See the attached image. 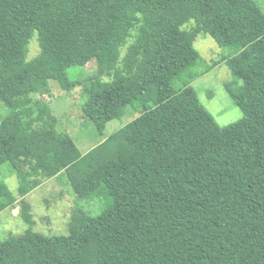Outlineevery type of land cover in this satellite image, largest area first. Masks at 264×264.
<instances>
[{
  "label": "trees",
  "instance_id": "1",
  "mask_svg": "<svg viewBox=\"0 0 264 264\" xmlns=\"http://www.w3.org/2000/svg\"><path fill=\"white\" fill-rule=\"evenodd\" d=\"M260 11L254 0H0V167L18 184L0 179V213L60 173L76 196L108 198L98 216L77 210L67 236L0 243V264H264ZM200 34L232 48L217 62L241 82L231 96L243 118L226 128L190 85ZM91 62L83 86L70 78ZM50 81L82 86L100 134L128 108L138 116L82 154L43 101L18 109Z\"/></svg>",
  "mask_w": 264,
  "mask_h": 264
},
{
  "label": "rangeland",
  "instance_id": "2",
  "mask_svg": "<svg viewBox=\"0 0 264 264\" xmlns=\"http://www.w3.org/2000/svg\"><path fill=\"white\" fill-rule=\"evenodd\" d=\"M254 2L264 15V0H254ZM191 25L192 22L183 29ZM194 49L200 59L189 70L194 77L190 85L195 90L200 103L217 124L222 128L229 127L243 118L240 107L231 96V92L236 93L239 90L241 82L233 77L226 63L217 61L230 56L232 48L220 47L212 37L200 34L196 38ZM38 53V43L34 36L28 47L27 61L36 59ZM95 70V63L91 62L86 67L70 68L68 74L72 80H82L83 86L84 79L92 76ZM82 86L68 93L62 91L56 82L50 81V92L47 95L42 97L32 95L27 102L19 103L18 109L43 101L58 119L61 130L66 131L79 151L85 154L137 117L138 113L128 108L122 118L107 123L103 133L100 134L82 113L81 107L86 99ZM7 114V107L0 103V119ZM0 179L12 192L16 190L17 179L8 164L0 167ZM35 179L28 196L18 199L0 213V243L33 233L48 238L67 236L71 217L77 210L81 209L95 217L108 204V198L103 193L87 197L76 196L65 173H60L51 179ZM24 204L29 206V211H24Z\"/></svg>",
  "mask_w": 264,
  "mask_h": 264
},
{
  "label": "crops",
  "instance_id": "3",
  "mask_svg": "<svg viewBox=\"0 0 264 264\" xmlns=\"http://www.w3.org/2000/svg\"><path fill=\"white\" fill-rule=\"evenodd\" d=\"M28 196V195H27Z\"/></svg>",
  "mask_w": 264,
  "mask_h": 264
}]
</instances>
